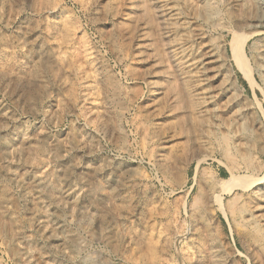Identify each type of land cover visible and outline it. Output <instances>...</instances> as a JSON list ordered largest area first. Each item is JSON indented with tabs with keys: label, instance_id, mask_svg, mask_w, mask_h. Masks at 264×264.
<instances>
[{
	"label": "rangeland",
	"instance_id": "1",
	"mask_svg": "<svg viewBox=\"0 0 264 264\" xmlns=\"http://www.w3.org/2000/svg\"><path fill=\"white\" fill-rule=\"evenodd\" d=\"M259 2L0 0V264H264Z\"/></svg>",
	"mask_w": 264,
	"mask_h": 264
},
{
	"label": "bare ground",
	"instance_id": "2",
	"mask_svg": "<svg viewBox=\"0 0 264 264\" xmlns=\"http://www.w3.org/2000/svg\"><path fill=\"white\" fill-rule=\"evenodd\" d=\"M259 7L261 8V9H263L264 8V2H259ZM203 8H204V10L206 9V8H208L207 7V5H205V3L203 4ZM259 9V8H258ZM207 11V10H206ZM259 18V17H258ZM61 25V24H60ZM255 27H258L259 29H261V31L264 33V20H262V19H259V20H257L256 21V25H255ZM260 31V30H259ZM240 37V36H239ZM241 38V37H240ZM239 38V39H240ZM243 39V38H242ZM241 39V40H242ZM240 43V42H239ZM239 43H238V40H237V37H236V35L235 34H233L232 36H231V38L229 39V42H228V50H229V57H230V59L232 60V62L234 63V65L241 71V73H242V75L244 76V78L247 80V82L249 83V84H251L252 85V79L250 78V75H251V73H249V71L246 69V63H244V61H243V57H242V55L243 54H241V49H240V45H239ZM244 43V42H243ZM242 47V46H241ZM63 48V47H62ZM60 50H62V49H60ZM56 51V50H55ZM243 53V52H242ZM95 60V59H94ZM203 62V61H202ZM5 66V65H4ZM2 69V68H1ZM5 69V68H4ZM3 69V70H4ZM75 69V68H74ZM232 69V68H231ZM188 73V72H187ZM58 83V82H57ZM64 85H66V82H64V80L63 81H60L59 83H58V86H64ZM99 95V94H98ZM106 112V111H105ZM248 182V180L247 179H245L244 177H240V176H238V175H235V174H233L231 171H230V173H229V176L227 177V178H221L218 182H216L215 183V185L214 186H216L217 188H218V191H220V192H223V193H225V192H230L232 189H234V188H237V187H246V186H249L250 185V183H247ZM250 182H252V181H250ZM254 183H255V181H253ZM217 190V189H216ZM259 191L260 192H258V197L259 198H262V197H264V188L263 187H261V188H259ZM1 191H0V196H1ZM3 194V193H2ZM213 194V193H212ZM3 196V195H2ZM218 199V198H217ZM231 200V199H230ZM219 201V200H218ZM147 226H149V225H147ZM149 228V227H148ZM147 229V228H146ZM148 232V231H147ZM160 235V234H159ZM174 236L176 237V236H178V234H174ZM261 236V235H260ZM163 238V237H162ZM164 243V242H163ZM11 251V250H10ZM17 252H19V250L17 249L16 250ZM16 251H13V255H15L16 254ZM17 255V254H16Z\"/></svg>",
	"mask_w": 264,
	"mask_h": 264
}]
</instances>
